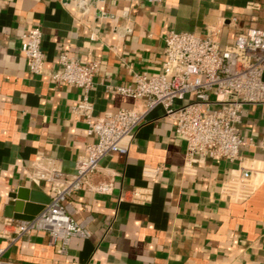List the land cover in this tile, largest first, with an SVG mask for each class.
Listing matches in <instances>:
<instances>
[{
    "label": "crops",
    "instance_id": "0c3cea01",
    "mask_svg": "<svg viewBox=\"0 0 264 264\" xmlns=\"http://www.w3.org/2000/svg\"><path fill=\"white\" fill-rule=\"evenodd\" d=\"M37 26L41 74L30 72L21 51L24 34ZM249 28L264 29V0H0V247L7 264H264V177L234 194L228 188L246 168L264 166V149L249 144L264 140V104L243 109L240 158L203 164L187 162L175 122L162 107L152 110L128 154L107 155L91 178L112 182V191L83 187L68 196L69 213L91 235L72 237L63 252L45 231L18 235L11 205L20 192L55 195L50 182L33 176L35 161L52 160L71 178L95 140L73 110L83 90L51 81L62 52L99 62L89 94L97 117L143 104L114 87L163 71L169 31L220 30L226 46ZM23 202L25 211L40 205Z\"/></svg>",
    "mask_w": 264,
    "mask_h": 264
},
{
    "label": "built area",
    "instance_id": "2783aa9c",
    "mask_svg": "<svg viewBox=\"0 0 264 264\" xmlns=\"http://www.w3.org/2000/svg\"><path fill=\"white\" fill-rule=\"evenodd\" d=\"M148 1L161 4L165 0ZM219 33L220 30H211L206 36H198L193 32L169 31L165 36L163 71L157 75L140 72L135 74L133 84L114 87L118 93L143 100V104L97 117L89 94L99 62L82 63L62 52L60 68L50 74L51 81L83 90L73 110L84 117L88 134L95 140L86 146L71 178H64L52 160L33 163V176L50 182L55 195L34 218L16 221L17 234L45 231L51 244H61L60 252L66 250L72 237H90L87 225L69 213L68 196L83 187L101 194L110 193L112 182L94 184L92 176L107 155L128 154L136 130L157 107H162L165 116L175 122L176 134L186 143L189 164H203L210 158H240L241 147L247 143L238 129L243 109L249 104H264V29L242 31L226 46H221ZM42 40L43 32L37 26L24 34L21 44L28 69L34 74H41L45 68ZM189 95L193 96L190 102L176 105ZM249 144L264 149V140L256 143L251 139ZM262 177L264 166L246 168L239 179L228 184L229 191L234 194L236 188L252 187ZM5 250L0 247V264H7L3 258Z\"/></svg>",
    "mask_w": 264,
    "mask_h": 264
},
{
    "label": "water",
    "instance_id": "95a60500",
    "mask_svg": "<svg viewBox=\"0 0 264 264\" xmlns=\"http://www.w3.org/2000/svg\"><path fill=\"white\" fill-rule=\"evenodd\" d=\"M263 80H264V75H263ZM12 197L14 199V202L11 203V205L13 206V212L16 213L14 214V218L26 219V220H30L34 218L36 215H38L45 208V206L51 202L52 199L50 197L45 200H38L33 197L31 199H28L25 198L21 192L19 194H14ZM23 201L36 202V203H40V205L35 210L25 211V205Z\"/></svg>",
    "mask_w": 264,
    "mask_h": 264
}]
</instances>
